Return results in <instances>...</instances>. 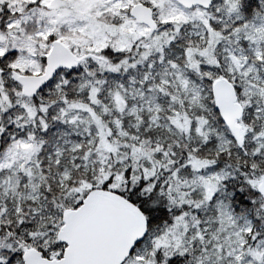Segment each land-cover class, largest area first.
I'll use <instances>...</instances> for the list:
<instances>
[{
    "label": "snow or ice",
    "instance_id": "1",
    "mask_svg": "<svg viewBox=\"0 0 264 264\" xmlns=\"http://www.w3.org/2000/svg\"><path fill=\"white\" fill-rule=\"evenodd\" d=\"M0 264H264V0H0Z\"/></svg>",
    "mask_w": 264,
    "mask_h": 264
}]
</instances>
